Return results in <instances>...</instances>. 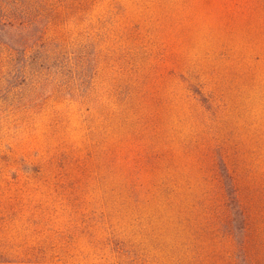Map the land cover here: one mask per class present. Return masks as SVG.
<instances>
[{
    "label": "rangeland",
    "instance_id": "rangeland-1",
    "mask_svg": "<svg viewBox=\"0 0 264 264\" xmlns=\"http://www.w3.org/2000/svg\"><path fill=\"white\" fill-rule=\"evenodd\" d=\"M0 7V262L264 264V0Z\"/></svg>",
    "mask_w": 264,
    "mask_h": 264
},
{
    "label": "trees",
    "instance_id": "trees-1",
    "mask_svg": "<svg viewBox=\"0 0 264 264\" xmlns=\"http://www.w3.org/2000/svg\"><path fill=\"white\" fill-rule=\"evenodd\" d=\"M21 13L7 12L0 7V50L7 51L5 61V69L0 67V81H5L8 84L14 83V80L19 77L20 71L19 54L25 56L27 49L21 47L22 43L27 44L29 41H21L22 33H28L24 30L26 27H31L32 24L21 22L23 19ZM27 29V28H26ZM28 31L30 29H27ZM30 32V31H29ZM31 35V33H30ZM1 63V56H0ZM30 64L26 61V65ZM0 264H32L28 262H0Z\"/></svg>",
    "mask_w": 264,
    "mask_h": 264
}]
</instances>
